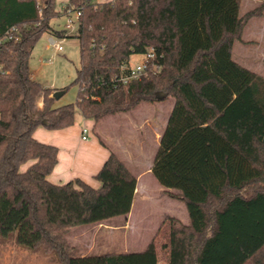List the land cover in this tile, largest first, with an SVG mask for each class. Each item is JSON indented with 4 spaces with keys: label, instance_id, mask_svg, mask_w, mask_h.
<instances>
[{
    "label": "trees",
    "instance_id": "16d2710c",
    "mask_svg": "<svg viewBox=\"0 0 264 264\" xmlns=\"http://www.w3.org/2000/svg\"><path fill=\"white\" fill-rule=\"evenodd\" d=\"M241 2L68 0L58 10L56 0H0V237L55 252L61 264H264V77L232 59L264 4L241 16ZM68 10L80 13L68 37L79 47L78 92L56 106V90L33 79L29 60L43 34L62 38L50 22ZM149 49L156 71L118 82L130 57ZM168 97L174 105L150 172L185 204L189 224L168 215L141 252L76 256L68 230L129 214L137 179L110 151L94 176L99 187L53 184L58 148L35 131L68 129L76 111L94 128Z\"/></svg>",
    "mask_w": 264,
    "mask_h": 264
},
{
    "label": "rangeland",
    "instance_id": "374dc122",
    "mask_svg": "<svg viewBox=\"0 0 264 264\" xmlns=\"http://www.w3.org/2000/svg\"><path fill=\"white\" fill-rule=\"evenodd\" d=\"M67 2L68 0H56L59 10ZM262 4L264 0H243L239 15L257 9ZM259 17H264V12L249 20L242 35L244 42H234L232 59L264 77V37L256 38L254 35L256 31L264 33V20L258 19ZM72 19L75 20L74 15ZM65 22L66 17L60 15L51 20L50 26L54 31H61ZM50 37L54 36L45 33L37 41L29 60V69L33 79L43 88L63 92L57 99L56 106L73 104L78 92L74 80L80 68L78 42L75 38H67L62 44L63 50L56 52L48 43ZM144 60L143 54L132 55L129 66L133 68ZM40 96L39 94L35 100ZM173 105L174 98L168 97L154 103H142L127 113L106 116L94 126L93 134L98 135L107 150L120 156L131 171L146 172L158 148L159 140L156 135L161 134L165 127ZM75 117L80 131L85 127L91 133L78 111ZM143 181L147 185V196L135 197L130 217L115 216L101 223L80 225L68 230L66 239L76 256L141 252L153 240L158 241L159 237L155 234L168 215L189 224L185 204L181 200L167 194L151 172ZM0 264L61 262L55 252H45L42 248H24L11 236L0 237Z\"/></svg>",
    "mask_w": 264,
    "mask_h": 264
},
{
    "label": "crops",
    "instance_id": "0c3cea01",
    "mask_svg": "<svg viewBox=\"0 0 264 264\" xmlns=\"http://www.w3.org/2000/svg\"><path fill=\"white\" fill-rule=\"evenodd\" d=\"M258 19L264 20V17H259ZM254 35L256 38L264 37V33H259L258 31L254 32ZM242 41L244 42L243 39ZM42 106V97L40 96L35 100V108L41 110ZM83 122L84 124H88L90 130L93 128L92 121L84 120ZM89 135L86 140H82L81 131L76 122L72 127L65 130L48 131L43 127H39L35 131L34 137L36 140L41 143L54 145L58 148L57 165L48 177L51 183L65 184L74 179H81L94 188L99 187V183L94 179V176L108 158L110 151L99 143L93 132L89 133ZM159 136L160 134L156 135L158 140ZM151 167L152 165H150V168L146 172H141L140 170L137 172L132 171L137 179L133 202L137 196H147V185L143 179L145 180L146 175L150 173ZM132 208L133 203L129 214H127L128 217L132 214Z\"/></svg>",
    "mask_w": 264,
    "mask_h": 264
},
{
    "label": "built area",
    "instance_id": "2783aa9c",
    "mask_svg": "<svg viewBox=\"0 0 264 264\" xmlns=\"http://www.w3.org/2000/svg\"><path fill=\"white\" fill-rule=\"evenodd\" d=\"M72 15H74L75 20L72 19ZM64 16L66 17V22L64 25V33L62 38L57 39L55 37H50L48 39V43L50 46L56 51V52H61L63 50L62 44L64 40H66L69 36L73 35L77 29L78 25V18L80 16L79 12H73L68 10ZM57 39V40H55ZM145 57V60L137 64L135 67H130L129 66V72L126 76L120 77L117 79L118 82H121L123 84L127 83L128 81L131 80H136L139 79L142 75H145L148 71H156L157 66L154 64V60L156 58V54L153 49H149L146 53L143 54ZM89 135V131L87 128H82L81 130V138L82 140H86Z\"/></svg>",
    "mask_w": 264,
    "mask_h": 264
},
{
    "label": "water",
    "instance_id": "95a60500",
    "mask_svg": "<svg viewBox=\"0 0 264 264\" xmlns=\"http://www.w3.org/2000/svg\"><path fill=\"white\" fill-rule=\"evenodd\" d=\"M63 95V92H54L53 93V98H55L56 100L59 99L61 96Z\"/></svg>",
    "mask_w": 264,
    "mask_h": 264
}]
</instances>
